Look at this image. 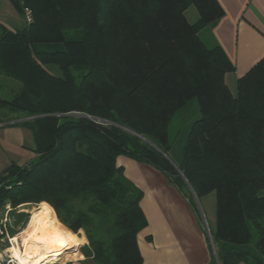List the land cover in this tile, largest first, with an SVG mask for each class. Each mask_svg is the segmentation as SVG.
I'll use <instances>...</instances> for the list:
<instances>
[{
	"label": "trees",
	"instance_id": "1",
	"mask_svg": "<svg viewBox=\"0 0 264 264\" xmlns=\"http://www.w3.org/2000/svg\"><path fill=\"white\" fill-rule=\"evenodd\" d=\"M8 1L31 16L22 30L0 25V93L1 79L20 86L0 96V124L26 118L15 124L31 133L35 158L0 175V218L6 205L48 204L69 233L84 232V264H142L146 219L140 190L116 166L124 156L161 172L196 209L193 195L214 194L212 264H264V57L232 94L233 64L198 36L222 17L216 1ZM178 113L191 125L176 171L165 156Z\"/></svg>",
	"mask_w": 264,
	"mask_h": 264
},
{
	"label": "crops",
	"instance_id": "2",
	"mask_svg": "<svg viewBox=\"0 0 264 264\" xmlns=\"http://www.w3.org/2000/svg\"><path fill=\"white\" fill-rule=\"evenodd\" d=\"M215 1L223 15L199 37L208 47H221L233 64L234 72L226 73L224 82L235 94L237 79L264 57V0ZM185 17L192 24L199 15L191 6ZM0 25L9 31L26 27L23 17L8 0H0ZM18 122L0 124V175L11 164L23 167L35 158L31 133L15 124ZM116 166L141 192L139 205L146 226L136 240L142 264H212L215 255L203 219L189 200L161 172L147 164L119 156ZM208 196L198 201L200 211L201 202ZM211 220L215 224V215Z\"/></svg>",
	"mask_w": 264,
	"mask_h": 264
},
{
	"label": "rangeland",
	"instance_id": "3",
	"mask_svg": "<svg viewBox=\"0 0 264 264\" xmlns=\"http://www.w3.org/2000/svg\"><path fill=\"white\" fill-rule=\"evenodd\" d=\"M189 7H191V6H189ZM27 15L31 16L30 12H25V14L21 15L23 17L24 22H25L26 25H28V22L26 21ZM184 16H185V12H184ZM185 19H186V17H185ZM207 29H208V27L202 29L199 32V34L201 32H203L204 30H207ZM199 34H198V36H199ZM47 70L52 72V73H54L55 75H61V71H60V69L57 66L49 65L47 67ZM70 75L73 78H75V82H78L79 75H80V73H78V71L72 70V73ZM5 80H7L8 82H5ZM1 81H2V91L0 93L1 98L10 99L20 89V86L17 83H15L14 81H10L8 79H1ZM9 82H11V83H9ZM6 83H9V85H7ZM5 90H7V91H5ZM5 113H7V112H5ZM6 116L7 117L5 119L13 117V115H6ZM61 116H63V115H59L58 117H61ZM65 116L87 117V118H89L88 116H85V115L80 114V113H70L69 115H65ZM24 120H27V119L26 118L25 119L21 118V119H19V122H23ZM13 121H15V120H13ZM190 125H191V121L184 122L183 118L181 117V114L178 113L172 119V121L170 123V126H169L168 136H169V140H170V143H171V147H170L168 155H166L165 158L171 163V165H173V167L175 168L176 171L178 170L176 164L179 163L180 160H181L182 146H183L184 141L186 139L187 133H188L189 128H190ZM125 131L131 133L127 129H125ZM138 137L141 140H143V138L141 136H138ZM179 174L182 176V174L180 172H179ZM2 184L3 183H1L0 185H2ZM188 189L191 191L190 188H187V191H188ZM193 198H194V202H195V204L197 206V210L199 211V214H201V217L203 219V224H204V227H205V230H206V233H207V237L209 239L208 242L211 245V248L213 249V254L215 255V250H214V246H213V243H212V240H211V236H210V231H209V229L212 230L213 226H214V224L212 223V220H211L212 216L214 217V211H215L214 194H209V196L207 198L208 200L206 199L205 201L203 200V202H201L202 203V205L200 204L201 211L199 210V206L197 205L198 201H200V200H198L194 195H193ZM207 201H209V202H207ZM42 203H45V202H42ZM45 204H47V203H45ZM38 206H40V203L38 205L28 204V205H25V206L17 207L14 212H10L11 208L9 207V205L5 206V210L2 212L1 218H0V225H2V228L0 229V234H2V232H4V236H2V238L0 239V255H1V260H3L4 262H6L8 259H10L11 255H12L9 252V249L12 246L11 239L13 237L19 235L22 232V230L26 227V225H27V223L29 221L30 214H31L32 210L37 209ZM51 210H53V209L51 208ZM53 212H54V210L52 211V216H53ZM54 214H55V212H54ZM17 215H19L18 216L19 217V222L16 223L18 218H16L15 216H17ZM55 217H56V214H55ZM53 218H54V216H53ZM56 219H57V217H56ZM58 222H59V220H58ZM61 226L64 227L62 224H61ZM9 228L15 230V233L13 235L8 234L9 233V231H8ZM4 229L6 230V232H5ZM75 235H77L78 238L80 239V244L78 246H76V247H70L69 249H65L62 252V254L56 260H54L53 262L48 263V264H84L85 263L86 259H85V256L83 255V250L88 245L87 239H86V242H85V239L83 237L84 232L82 230L78 231V233L75 234ZM256 238H257V235L253 231V233H252V241L254 242L256 240ZM247 248L249 250L253 251L252 246H249ZM90 264H92V263L90 262Z\"/></svg>",
	"mask_w": 264,
	"mask_h": 264
},
{
	"label": "bare ground",
	"instance_id": "4",
	"mask_svg": "<svg viewBox=\"0 0 264 264\" xmlns=\"http://www.w3.org/2000/svg\"><path fill=\"white\" fill-rule=\"evenodd\" d=\"M11 242L9 252L16 264H48L65 249L78 246L80 239L55 221L50 207L40 205L32 210L26 227Z\"/></svg>",
	"mask_w": 264,
	"mask_h": 264
},
{
	"label": "built area",
	"instance_id": "5",
	"mask_svg": "<svg viewBox=\"0 0 264 264\" xmlns=\"http://www.w3.org/2000/svg\"><path fill=\"white\" fill-rule=\"evenodd\" d=\"M26 21L29 22L30 21V16L27 15L26 17ZM16 261L10 257V259H8L6 262H4L3 260H1V255H0V264H16Z\"/></svg>",
	"mask_w": 264,
	"mask_h": 264
},
{
	"label": "water",
	"instance_id": "6",
	"mask_svg": "<svg viewBox=\"0 0 264 264\" xmlns=\"http://www.w3.org/2000/svg\"><path fill=\"white\" fill-rule=\"evenodd\" d=\"M59 116V115H58Z\"/></svg>",
	"mask_w": 264,
	"mask_h": 264
}]
</instances>
